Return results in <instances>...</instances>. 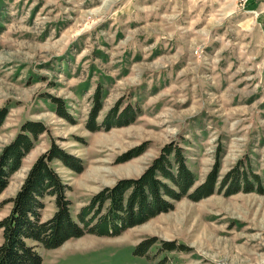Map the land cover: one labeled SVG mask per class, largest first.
<instances>
[{
  "label": "rangeland",
  "instance_id": "1",
  "mask_svg": "<svg viewBox=\"0 0 264 264\" xmlns=\"http://www.w3.org/2000/svg\"><path fill=\"white\" fill-rule=\"evenodd\" d=\"M245 9L238 0H0V108L10 110L0 152L26 121L43 122L84 163L80 174L52 164L71 186L75 220L94 195L138 178L171 144L195 174L189 193L221 158L212 196L176 201L117 237L85 235L40 248L44 264H264V48ZM98 90V124L115 106L135 121L89 131ZM50 97L65 100L74 124L56 114ZM51 137L42 135L11 177L0 221ZM140 147L141 155L118 161ZM239 162L260 177L262 193L254 184L233 195L226 194L230 182L220 189ZM55 211L47 199L43 221Z\"/></svg>",
  "mask_w": 264,
  "mask_h": 264
},
{
  "label": "trees",
  "instance_id": "2",
  "mask_svg": "<svg viewBox=\"0 0 264 264\" xmlns=\"http://www.w3.org/2000/svg\"><path fill=\"white\" fill-rule=\"evenodd\" d=\"M56 107V114L74 124L66 102L62 98L50 97ZM103 97L98 90L93 99V107L86 122L91 132L110 130L135 121L129 111L115 106L101 124L97 119L103 108ZM9 106L0 108V134L9 115ZM51 137L47 126L40 121H26L16 137L0 152V196L9 185L11 177L21 169L24 159L34 150L42 135ZM140 147L119 158L125 162L144 152ZM58 161L75 173L84 171L83 160L64 150L51 137L49 148L39 155L16 195L8 203L12 204L7 217L0 221L3 242L0 245V264H44L39 249L55 250L72 239L85 235L117 237L124 231L142 225L162 213L174 208V202L188 197L193 201L212 196L216 191L221 158L217 156L212 170L203 184L195 186L196 177L186 165L183 151L173 144L163 148L160 155L138 178L123 179L113 187H108L94 195L88 205L81 208L77 220L72 217V201L68 198L71 186L64 182L53 167ZM242 162L227 174L221 187L230 182L227 195H233L244 187L254 191L253 184L260 188V177L241 171ZM54 199V215L43 221L46 201ZM142 243L137 255H145L153 243ZM141 251V252H140Z\"/></svg>",
  "mask_w": 264,
  "mask_h": 264
},
{
  "label": "crops",
  "instance_id": "3",
  "mask_svg": "<svg viewBox=\"0 0 264 264\" xmlns=\"http://www.w3.org/2000/svg\"><path fill=\"white\" fill-rule=\"evenodd\" d=\"M246 9V12L252 13L255 23L259 25V31L262 32L264 42V0H252Z\"/></svg>",
  "mask_w": 264,
  "mask_h": 264
},
{
  "label": "built area",
  "instance_id": "4",
  "mask_svg": "<svg viewBox=\"0 0 264 264\" xmlns=\"http://www.w3.org/2000/svg\"><path fill=\"white\" fill-rule=\"evenodd\" d=\"M252 0H238V5L239 7L244 10L246 8V6L248 5L249 2H251ZM263 48H264V42H263Z\"/></svg>",
  "mask_w": 264,
  "mask_h": 264
}]
</instances>
